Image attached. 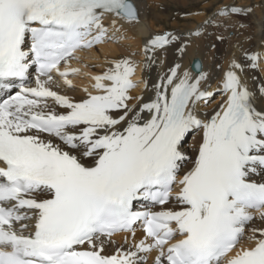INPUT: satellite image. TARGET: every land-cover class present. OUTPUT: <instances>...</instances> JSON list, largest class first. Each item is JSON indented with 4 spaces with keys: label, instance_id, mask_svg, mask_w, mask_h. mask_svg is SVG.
Wrapping results in <instances>:
<instances>
[{
    "label": "snow or ice",
    "instance_id": "snow-or-ice-1",
    "mask_svg": "<svg viewBox=\"0 0 264 264\" xmlns=\"http://www.w3.org/2000/svg\"><path fill=\"white\" fill-rule=\"evenodd\" d=\"M105 20L113 33L138 23L134 0H0V264H264V229L239 247L251 213L264 221V84L244 77L264 49L219 67L211 114L213 76L199 61L175 63L147 102L130 96L149 86L127 58L90 77L79 101L52 90L59 79L75 91L71 62L110 39ZM170 46L186 55L173 33L144 51ZM121 233L133 243L109 252Z\"/></svg>",
    "mask_w": 264,
    "mask_h": 264
},
{
    "label": "bare ground",
    "instance_id": "bare-ground-1",
    "mask_svg": "<svg viewBox=\"0 0 264 264\" xmlns=\"http://www.w3.org/2000/svg\"><path fill=\"white\" fill-rule=\"evenodd\" d=\"M198 1L202 0H171L172 3L181 7H187V5ZM263 1L258 0V3L262 4ZM161 2H166V0H134L138 10L139 22L117 21L119 31L115 33H113L111 28V22L105 20L104 25L109 29L110 39L104 44L97 46V48L91 49L87 54H77L79 61L71 62L73 68L80 69V72L86 76V80L79 85L81 88L70 91L63 85L61 80L54 79V82L50 85L52 90L57 91L61 95H67L73 101H79L86 96L83 91L84 88H88L89 91L92 90L93 81L90 77L102 74L112 62L127 58L138 65L133 82H139L143 79L147 81L149 86V91H145L144 85L141 84L140 87L131 90L130 96L133 98L142 96L144 101L147 102L152 96L151 86L159 83V77L168 72L175 63L180 62L186 68L191 62L199 61L205 71L213 76L210 82L211 87L208 90L216 94L207 106L201 109V111L211 114L222 99L220 94L216 92L219 85V80L217 79L219 67L222 65L226 68L229 61L233 58L238 63H246L244 59L245 53L256 54L264 49V9L262 10L260 5L253 8L228 3L227 5H233L241 9L240 14H230L229 17L224 18L218 17L216 14L226 6L220 5L212 14L204 18L190 19L191 25L187 26L186 29H178L177 23L173 22L171 30H174L166 32L162 24L158 23L159 20H163L158 19L163 13L159 12L158 6H155L157 3L161 4ZM237 15H242L246 18L239 19L236 18ZM209 20H212V23L206 24L205 22ZM197 32L200 35H194ZM164 33L178 35L187 44L186 55L182 56L172 46L167 51L156 50L155 52L149 51L146 54L144 51L146 43L153 36ZM218 37H223V39H218ZM147 56H154L155 61L149 63ZM89 59L92 61H88ZM244 77L250 89L258 90L264 84V64H259L256 69L249 67ZM139 103L140 101L133 99L130 101L129 106L133 104L139 105ZM257 107L264 108V99H258ZM195 142L196 139L192 137L188 141L187 148L189 153H193ZM255 180L264 182V176L258 175ZM251 214L255 217V220L245 229L244 238L239 247L251 246L248 240V237L252 235L251 228L264 229V221L259 219V214L254 211ZM126 235L128 237L127 245L124 244ZM142 238L143 233L138 230L135 239L139 241ZM113 240L115 243L108 249L109 252L113 251L117 246L127 248L133 243L131 234L118 235L113 237ZM147 264H154V254L147 256Z\"/></svg>",
    "mask_w": 264,
    "mask_h": 264
},
{
    "label": "rangeland",
    "instance_id": "rangeland-1",
    "mask_svg": "<svg viewBox=\"0 0 264 264\" xmlns=\"http://www.w3.org/2000/svg\"><path fill=\"white\" fill-rule=\"evenodd\" d=\"M228 3L245 5L253 8L257 5H260L261 9H264V1L262 2V4H259L258 0H202L196 3H191L187 5V7H181L177 4L172 3L171 0H166V2H161V4L157 3L155 6H158L157 8L159 12L163 13L162 15H160L161 17L158 15V19H163L162 21L159 20L158 23L162 24L164 31L168 32L174 30H171L173 22L177 23L176 26L178 27V29H186L187 26L191 25L190 19H199L201 17L204 18L205 16L212 14L218 6L227 5ZM236 18L245 19L246 17L237 15ZM88 61L92 60L89 59ZM93 64H95V62H93ZM70 79H72V83L75 89H80L81 86L79 85L81 82H84L86 80V76L85 74L80 72L79 75L70 77Z\"/></svg>",
    "mask_w": 264,
    "mask_h": 264
}]
</instances>
